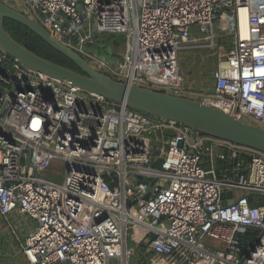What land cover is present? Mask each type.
<instances>
[{
    "label": "built area",
    "instance_id": "1",
    "mask_svg": "<svg viewBox=\"0 0 264 264\" xmlns=\"http://www.w3.org/2000/svg\"><path fill=\"white\" fill-rule=\"evenodd\" d=\"M8 1L80 55L96 34L124 36L127 74L104 59L94 66L116 80L236 108L264 130V0ZM223 37L233 49L208 92L184 88L179 52L215 50ZM57 160L62 183L48 171ZM0 218L30 225L26 264H129L137 246L146 264H264V153L193 139L184 125L23 70L0 51ZM134 229L147 237L130 242Z\"/></svg>",
    "mask_w": 264,
    "mask_h": 264
},
{
    "label": "water",
    "instance_id": "2",
    "mask_svg": "<svg viewBox=\"0 0 264 264\" xmlns=\"http://www.w3.org/2000/svg\"><path fill=\"white\" fill-rule=\"evenodd\" d=\"M5 20H12L27 28L50 48L72 62L78 71L49 61L27 49L11 37L5 28ZM0 51L16 59L23 70L65 81L111 101L125 103L128 107L146 115L184 125L192 131L193 139L196 138V133H201L264 153V130L238 119L236 108L228 114L196 99L116 80L97 70L82 55L59 42L38 22L2 0H0ZM216 152L221 153L219 150ZM222 197L231 200L232 193L223 194ZM251 250L252 247L243 259L248 257Z\"/></svg>",
    "mask_w": 264,
    "mask_h": 264
},
{
    "label": "rangeland",
    "instance_id": "3",
    "mask_svg": "<svg viewBox=\"0 0 264 264\" xmlns=\"http://www.w3.org/2000/svg\"><path fill=\"white\" fill-rule=\"evenodd\" d=\"M5 2L7 4L9 3L8 5H11V7L22 13L28 12L30 14L28 8L24 7L20 3L13 4L8 0H5ZM98 35L107 36L108 34ZM114 37L121 40L119 42V46L115 47L114 50L111 49L107 43L106 46L102 45L100 48H96L93 52H88L84 49L85 54L81 55L95 67L97 66L96 62L99 59H104L106 63L112 67V69L119 67L120 65V69L123 70L120 74L125 76L127 74V70L124 69L126 68V65L119 61V58L124 55L127 42L122 35H114ZM232 49V40L230 38L223 37L218 41L215 50H213V47H206L204 49L200 48L180 51L178 60L180 76L182 77V86L194 93L208 92V89L211 88L213 73L217 61L226 57ZM89 53H92L94 56L88 57V55H90ZM112 54L115 55L116 58H113ZM102 72H107L108 75L114 79H121L116 77L112 71L109 72V70L102 69ZM187 97H189V95ZM190 97L194 98L192 95H190ZM238 118L250 123V121L244 117L239 116ZM48 171L56 172L57 177L55 182L62 183L64 177V166L60 161H54ZM26 228L27 227H20L14 222H11V226L9 227L7 222L0 218V264H26L20 252V245L25 237ZM130 233V242L133 240L135 242L136 240L147 237L146 233L139 229L131 230ZM132 261L134 263V259L130 260V262ZM111 264H115V262H112Z\"/></svg>",
    "mask_w": 264,
    "mask_h": 264
},
{
    "label": "trees",
    "instance_id": "4",
    "mask_svg": "<svg viewBox=\"0 0 264 264\" xmlns=\"http://www.w3.org/2000/svg\"><path fill=\"white\" fill-rule=\"evenodd\" d=\"M5 28L13 39H15L23 46H25L30 51L36 53L37 55L49 61H52L64 67H68L70 69L78 71V69L72 62H70L68 59H66L58 52L54 51L45 42H43L40 38H38L35 34H33L31 31H29L21 24L14 22L12 20H5ZM120 41L121 40L115 38L114 35L104 36V35L96 34L94 35L92 42L85 44L83 48L88 52H93L95 51L96 48H100L102 45L106 46V44L108 43L109 47L114 50L115 47L119 46ZM112 56L113 58H115V55L112 54ZM238 238L239 241L242 242H245V240L247 239L246 236L244 235L243 236L239 235ZM136 249H137V255L134 262L139 264H146L144 262L148 257V255H145L143 247L137 246ZM129 264H134V263L132 261Z\"/></svg>",
    "mask_w": 264,
    "mask_h": 264
},
{
    "label": "bare ground",
    "instance_id": "5",
    "mask_svg": "<svg viewBox=\"0 0 264 264\" xmlns=\"http://www.w3.org/2000/svg\"><path fill=\"white\" fill-rule=\"evenodd\" d=\"M239 24H240L242 33H244L248 25V19H247L245 10H241V14L239 17Z\"/></svg>",
    "mask_w": 264,
    "mask_h": 264
},
{
    "label": "crops",
    "instance_id": "6",
    "mask_svg": "<svg viewBox=\"0 0 264 264\" xmlns=\"http://www.w3.org/2000/svg\"><path fill=\"white\" fill-rule=\"evenodd\" d=\"M8 224V223H7ZM21 227V226H20ZM23 227V226H22ZM24 227H27L26 228V233H25V235L27 234V230L30 228V225H27V226H24ZM24 259V258H23ZM25 263H26V261H25Z\"/></svg>",
    "mask_w": 264,
    "mask_h": 264
}]
</instances>
